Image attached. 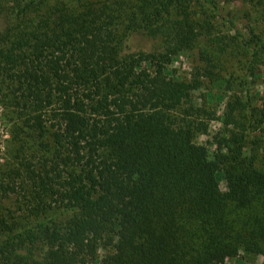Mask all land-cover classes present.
<instances>
[{"label": "trees", "instance_id": "16d2710c", "mask_svg": "<svg viewBox=\"0 0 264 264\" xmlns=\"http://www.w3.org/2000/svg\"><path fill=\"white\" fill-rule=\"evenodd\" d=\"M241 1L260 31L240 29L219 0H0V102L27 204L18 219L0 207V264L264 255V167L241 132L215 149L196 142L207 131L192 119L201 71L169 78L183 54L212 68L243 58L234 81L250 94L264 69V0ZM218 21L235 36L217 34ZM247 105L229 103L226 122L263 131L264 105ZM26 145L39 159L27 162Z\"/></svg>", "mask_w": 264, "mask_h": 264}, {"label": "rangeland", "instance_id": "374dc122", "mask_svg": "<svg viewBox=\"0 0 264 264\" xmlns=\"http://www.w3.org/2000/svg\"><path fill=\"white\" fill-rule=\"evenodd\" d=\"M219 3L223 13L230 18H235L237 25L246 33L249 27L256 31H260L259 29L262 28L257 18L258 14L251 5L244 4L241 0H219ZM0 23L2 25L1 21ZM216 26L217 34L230 38L235 36L234 32L225 23L218 21ZM132 46L140 48L147 46V43L137 38ZM241 59L242 61L239 63H237V60L231 59V61L223 63L217 68H212L213 66L207 64L206 60L198 53L183 54L174 60L170 66L169 78L176 80L189 79L192 76L191 74L198 71V69L201 71L203 86L193 96L195 110L192 119L201 121L207 127V131L198 132L196 142L215 149L218 140L241 132L246 135L245 154L258 156L260 165L264 167V130L251 131L243 128L244 121L238 122V115L236 121L231 123H227L225 119L227 113L230 112L227 107L229 103L240 102L243 106H248L247 104L250 103L252 107L257 109H261L264 105V69L257 66L256 78H249L253 84L246 87L250 89V94H245V86L238 81H234L237 76H244V71L239 68L245 66V59ZM206 67L215 75L206 76L209 75L205 72ZM215 78V81L222 80L220 83H216L213 80ZM248 95H250V98ZM6 113L0 102V207L8 212L10 218L18 219L27 215L25 212L27 204L23 196L25 192L21 191L20 188L22 181L14 174L17 169H23H21V165H18L20 160L15 159L17 154L16 145L13 141L10 142L13 122L6 117ZM22 155L28 157V162L29 160H35L32 159V156L39 159L41 152H36L26 145V152H22ZM14 186L17 187L18 193L11 192L10 188ZM106 252L107 250L101 249L99 252L100 257H104ZM227 264H264V255L252 257L241 252L238 259L228 260Z\"/></svg>", "mask_w": 264, "mask_h": 264}]
</instances>
